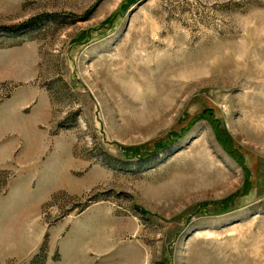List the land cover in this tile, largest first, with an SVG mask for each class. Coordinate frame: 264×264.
Segmentation results:
<instances>
[{"label":"rangeland","instance_id":"rangeland-1","mask_svg":"<svg viewBox=\"0 0 264 264\" xmlns=\"http://www.w3.org/2000/svg\"><path fill=\"white\" fill-rule=\"evenodd\" d=\"M0 264H264V0H0Z\"/></svg>","mask_w":264,"mask_h":264}]
</instances>
